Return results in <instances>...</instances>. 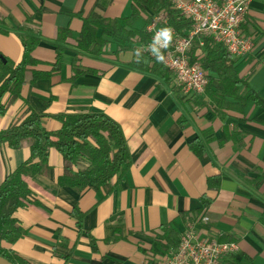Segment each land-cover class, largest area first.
<instances>
[{"label": "crops", "instance_id": "obj_1", "mask_svg": "<svg viewBox=\"0 0 264 264\" xmlns=\"http://www.w3.org/2000/svg\"><path fill=\"white\" fill-rule=\"evenodd\" d=\"M130 12V0H0V55L17 63L20 36L33 37L32 69L51 73L21 86L0 115V131L28 108L42 115L47 131L59 128L58 115L100 114L119 126L129 157L121 174L77 194L56 185L65 165L50 149L48 170L27 179L28 203L13 214L24 233L2 247L27 264H153L158 230L195 222L200 238L234 242L247 264H264V111L251 102L217 107L205 91L183 95L166 69L160 77L136 67L134 51L144 52L143 44L121 50L108 40L98 56L76 48L82 18L121 20ZM144 25L143 15L130 23L134 30ZM62 29L67 35L58 41ZM240 31L251 50L230 57L234 71L264 101V1L249 4ZM56 46L60 67L52 71ZM145 54L143 64L151 59ZM75 72L81 74L72 78ZM194 142L201 157L190 149ZM28 146L0 143V182L27 159ZM211 178L217 184L208 186Z\"/></svg>", "mask_w": 264, "mask_h": 264}, {"label": "trees", "instance_id": "obj_2", "mask_svg": "<svg viewBox=\"0 0 264 264\" xmlns=\"http://www.w3.org/2000/svg\"><path fill=\"white\" fill-rule=\"evenodd\" d=\"M130 16L116 19H81V29L76 41V48L91 56H98L108 40L114 42L121 50H130L135 44L146 45L149 36L142 30H134L130 23L143 15L147 23L153 15L162 14L167 18L164 27H171L173 33L183 36L189 30L188 22L173 8L169 0H130ZM163 27V28H164ZM100 35L96 37V32ZM67 30L57 31L56 40L62 41ZM22 53L17 63H11L0 55V115L6 106L19 97L24 84L33 85L36 80L49 78L51 73L32 69L37 63L31 52L37 44L33 37L20 36ZM189 62H198L207 73L208 83L204 89L207 99L217 107L226 102L244 104L251 102L264 111V101L248 86L245 80L237 77L233 60L221 45L209 38H194ZM198 50L200 53L195 52ZM62 47H55L52 71L60 67L59 57ZM146 54L142 52L141 58ZM4 61V62H2ZM136 67L146 73L160 76L168 74L161 63L149 59ZM81 72H75V78ZM4 98L6 99L4 101ZM42 115L28 108L25 116L17 123L0 131V143L10 149H17L23 141L29 143L28 157L0 182V257L11 264H27L11 250L2 247V243L13 244L24 230L13 216L17 209L28 203L30 191L27 179L44 174L48 170L47 157L54 149L64 162L63 173L58 175L55 183L58 187L69 188L80 193L86 187H99L121 174L129 164L128 153L119 126L100 114H62L55 117L59 123L56 131H47L41 125ZM191 151L201 157V148L194 142ZM218 178L208 179V186L217 184ZM201 203L206 207L207 198ZM75 226L79 230L81 213L71 211ZM219 241H223L220 239ZM156 246L176 244L175 232L160 228L154 235ZM245 256L238 254L230 257L225 264H247Z\"/></svg>", "mask_w": 264, "mask_h": 264}, {"label": "built area", "instance_id": "obj_3", "mask_svg": "<svg viewBox=\"0 0 264 264\" xmlns=\"http://www.w3.org/2000/svg\"><path fill=\"white\" fill-rule=\"evenodd\" d=\"M169 1L188 22L189 30L183 36L173 33L169 47L161 49L165 55V62L161 65L171 73L175 85L183 95L202 94L208 83L207 73L198 62H189L192 40L196 37L209 38L215 44L221 45L230 57L240 58L247 55L251 50V41L241 33L240 24L249 4L254 0ZM166 23L167 18L157 14L143 27V32L149 36L144 52L151 58L155 59L147 51V46ZM198 221L206 224L207 218L200 217ZM194 224L195 222H188L185 225L176 244L166 247L162 254H158L156 264H225L235 255L237 246L234 242L200 238Z\"/></svg>", "mask_w": 264, "mask_h": 264}, {"label": "clouds", "instance_id": "obj_4", "mask_svg": "<svg viewBox=\"0 0 264 264\" xmlns=\"http://www.w3.org/2000/svg\"><path fill=\"white\" fill-rule=\"evenodd\" d=\"M172 38L173 29L171 27H164L156 33L152 43L147 46V51H149L151 55L155 57L157 62H165V55L161 49H167L172 42ZM142 51V49H135L134 51V56L137 63H139L141 60Z\"/></svg>", "mask_w": 264, "mask_h": 264}, {"label": "rangeland", "instance_id": "obj_5", "mask_svg": "<svg viewBox=\"0 0 264 264\" xmlns=\"http://www.w3.org/2000/svg\"><path fill=\"white\" fill-rule=\"evenodd\" d=\"M182 231H183V229L181 231H174L175 232V240H177L178 235ZM154 248H156L155 249V253L152 252L153 253V257H151L150 260H148L149 262L151 261L153 264H155L156 262H158V258H159L158 254H162L164 252L163 251L164 250V246L163 245H160V247L159 246H155Z\"/></svg>", "mask_w": 264, "mask_h": 264}, {"label": "water", "instance_id": "obj_6", "mask_svg": "<svg viewBox=\"0 0 264 264\" xmlns=\"http://www.w3.org/2000/svg\"><path fill=\"white\" fill-rule=\"evenodd\" d=\"M2 62H4V61H2ZM0 264H11V263H9L8 261H6L2 257H0Z\"/></svg>", "mask_w": 264, "mask_h": 264}]
</instances>
